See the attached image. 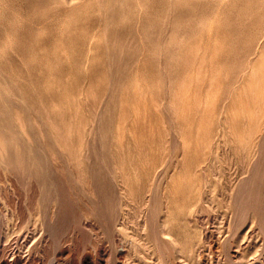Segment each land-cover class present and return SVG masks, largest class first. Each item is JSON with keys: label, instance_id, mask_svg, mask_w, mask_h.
<instances>
[{"label": "rangeland", "instance_id": "1", "mask_svg": "<svg viewBox=\"0 0 264 264\" xmlns=\"http://www.w3.org/2000/svg\"><path fill=\"white\" fill-rule=\"evenodd\" d=\"M0 264H264V0H0Z\"/></svg>", "mask_w": 264, "mask_h": 264}]
</instances>
